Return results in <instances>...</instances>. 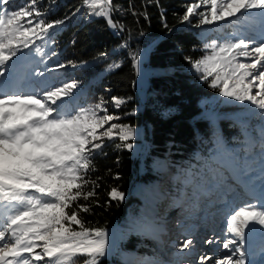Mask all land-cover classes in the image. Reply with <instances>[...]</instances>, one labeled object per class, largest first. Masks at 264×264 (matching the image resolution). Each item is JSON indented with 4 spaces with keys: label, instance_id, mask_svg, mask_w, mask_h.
Listing matches in <instances>:
<instances>
[{
    "label": "snow or ice",
    "instance_id": "6c2138e0",
    "mask_svg": "<svg viewBox=\"0 0 264 264\" xmlns=\"http://www.w3.org/2000/svg\"><path fill=\"white\" fill-rule=\"evenodd\" d=\"M13 3L0 0V264H78L80 258L82 264H101L108 255V233L86 226L81 217L91 212L93 204L101 206L96 191L101 178L92 179L90 174L97 171L95 157L103 153L107 142L119 140L118 149L132 150L135 130L109 111L104 97L79 106L76 101L83 91L79 80L49 75L87 63H50L58 53L50 46L45 51L37 43H54L55 30L69 17L47 20L50 9L41 0H25L10 8ZM153 4L167 29L160 0H144L140 11L130 4L128 11L147 20V7ZM185 7L180 23L191 24L196 17L193 26L197 28L228 19L264 22V0H192ZM84 9L89 19H104L115 34L125 31L113 19V12L120 10L114 0H81L72 15ZM128 47L126 41L118 45L121 50ZM203 49L200 59L185 56L201 80L220 96L249 105L245 112L264 120V33L260 39L212 40ZM130 55L133 68L138 69L143 54ZM107 58V52H100L93 59ZM120 66L113 61L107 70ZM110 102L119 109L127 101L112 96ZM246 139L249 149L259 143L264 163V126L259 141L250 135ZM261 173L264 184V168ZM184 183H192L191 174ZM107 195L105 206L125 199L115 187ZM252 225L264 229V203L246 204L228 216L226 231L231 238L222 241L223 256L201 254L197 261L185 264H246L248 236L257 230ZM152 231L158 234L162 229ZM204 243L221 242L208 239ZM195 245V238L189 236L177 251L190 256Z\"/></svg>",
    "mask_w": 264,
    "mask_h": 264
},
{
    "label": "trees",
    "instance_id": "16d2710c",
    "mask_svg": "<svg viewBox=\"0 0 264 264\" xmlns=\"http://www.w3.org/2000/svg\"><path fill=\"white\" fill-rule=\"evenodd\" d=\"M24 2L14 0L9 7L15 8ZM190 2L192 0H160L166 29L160 9L154 4L147 7L149 18L146 20L143 16H132L128 11L130 4L140 11L144 0H114L120 10L113 12V19L125 28L123 33L115 34L104 19H89L85 15L86 9L72 15L81 6V0H55V3L41 0L43 7L50 9L47 20L69 17L55 30L54 43L49 41L44 45L37 42L45 51L50 46L58 53L50 63L67 60L87 62L84 67L68 68L49 75L79 80L83 89L76 101L79 106H87L104 97L109 100V111L119 115L121 123L139 129L141 134L139 151L132 153L131 150L118 149L116 144L120 141L116 140L107 142L103 149L106 155H96L97 171L90 176L92 179L101 178L98 181L100 187L96 189L101 206L93 204L90 213H81L88 227L106 230L117 225L124 228L128 216L134 214L140 205L130 193L131 186L148 185L165 196V203L172 209L175 234L180 239L179 236L191 232L183 229L184 221L197 212L194 209L199 211L210 204L214 188L239 190V185L232 183L233 176L247 168H255L258 163L264 165L259 155V143L251 149L246 145L249 135L259 141L264 120L257 115L240 119L237 115L240 107L220 103L219 91L202 81L185 60V56L193 60L202 57L206 42L242 37L245 23L228 19L197 28L193 26L197 18L193 17L191 24H181L180 18ZM73 40L76 41L74 45ZM125 41L129 47L119 49L118 45ZM139 49H147L145 63L150 71L146 76L142 102L137 100L133 90L135 73L130 55ZM100 52H107L108 58L93 59ZM113 61H118L121 66L108 71L107 66ZM112 96L122 97L127 102L116 109L110 102ZM247 154H251L248 160L245 159ZM255 156L257 161L252 163ZM189 174L192 183L186 185L184 181ZM116 176L119 179H115ZM211 177L216 183L207 185ZM112 187L123 192L125 199L122 202L111 201L105 206L107 193ZM147 193L148 188L139 191L143 202ZM202 198H206L207 203L198 205ZM202 217L204 215L199 219ZM192 228L191 225L189 229ZM177 249L170 245L162 251L149 236L128 232L119 242L121 256L102 258L101 264H180L181 259L178 258L187 257V254L178 253ZM82 261L80 258L78 264Z\"/></svg>",
    "mask_w": 264,
    "mask_h": 264
},
{
    "label": "rangeland",
    "instance_id": "374dc122",
    "mask_svg": "<svg viewBox=\"0 0 264 264\" xmlns=\"http://www.w3.org/2000/svg\"><path fill=\"white\" fill-rule=\"evenodd\" d=\"M240 21L245 23V32L242 34L243 38H261L262 33H264V28H262V23L264 22L258 18L254 20ZM109 29L113 31L111 28ZM138 51H140L143 55L138 69H134L135 79L133 82V90L137 100L142 102L145 97V87L147 84L146 76L150 73V71L145 63L147 49H139ZM214 100L215 99H213V101ZM219 101L220 103L239 106L241 110L237 112V115L240 117V119L246 120L247 117L251 116V114L245 112V110L250 107L247 104L241 105L220 95ZM208 104L210 105V101ZM140 138V130L137 129L135 130L133 139L131 141L133 144V148L131 150L132 153L139 151V149L142 147ZM246 145H248V143H246ZM248 150L249 149H247L245 152H248ZM250 155L247 154L245 159L248 160ZM256 161L257 157L255 156L252 163H255ZM262 168H264V165L258 163L255 168H247L242 173L233 176L232 179L234 182L232 183L238 184L239 186H237V188L239 190H234L231 187H227L223 190L217 187L214 188L213 192L215 193L210 194L212 197V201L208 202L210 204L206 208H201L199 211L194 209V211L197 212L190 214L189 218L184 221L183 229H188L191 232L184 236H179L180 239L177 237V234H175V229L171 218L172 209L168 208L167 204L165 203V196L161 193V191H156L152 186L133 184L130 188V193L137 198L140 205L134 214L128 216V222L124 228L113 225L109 229H106L108 233L109 248L108 255L104 258L111 257L113 255V257L116 259L117 256H121L119 242L123 240L128 232L140 233L149 236L156 246L162 251H166L170 245L179 247V243L182 242L186 237H194L196 240L195 251L190 256L186 255L187 257L178 258L181 259L179 260L180 264H185L186 261H197L201 254H209L215 257L223 256L226 250L222 247V241L226 238H231L230 234H228L226 231L228 216L246 204L255 203L259 205L260 203H264V199H262V197H264V192H262V189H264V184L261 182ZM214 180L215 178L211 177L210 180L207 181V185L216 183ZM146 188H148L149 193L146 194V201L143 202L139 195V191ZM216 189L219 190L216 191ZM205 199L206 198H202L201 201L198 200V205L207 203V200ZM153 205L156 208H154ZM203 206L205 205H202L201 207ZM202 215H204V217L199 219V217ZM191 225L193 228L189 229ZM153 227H159L162 229V231L156 234L152 231ZM251 227H254V225ZM208 239L220 241L221 243H213L210 245L204 243V241ZM173 240L176 243H171ZM246 248L248 251L246 264H264L262 261L264 260V233H257V231L250 233ZM256 250L259 251L258 254L256 253V256L249 255L250 253H254ZM260 258L262 259L260 260Z\"/></svg>",
    "mask_w": 264,
    "mask_h": 264
},
{
    "label": "bare ground",
    "instance_id": "6f19581e",
    "mask_svg": "<svg viewBox=\"0 0 264 264\" xmlns=\"http://www.w3.org/2000/svg\"><path fill=\"white\" fill-rule=\"evenodd\" d=\"M155 193V192H154ZM156 194V193H155ZM157 195V194H156ZM258 250H256L254 253H250L249 255H251V256H256L257 254H258ZM257 253V254H256ZM262 258H260V260H261ZM264 259V258H263ZM263 262H264V260H262ZM262 261H261V263H262ZM260 262V261H259ZM259 264V263H258Z\"/></svg>",
    "mask_w": 264,
    "mask_h": 264
},
{
    "label": "water",
    "instance_id": "95a60500",
    "mask_svg": "<svg viewBox=\"0 0 264 264\" xmlns=\"http://www.w3.org/2000/svg\"><path fill=\"white\" fill-rule=\"evenodd\" d=\"M254 227L257 229V233L260 232V233H264V230L260 229L258 225H254Z\"/></svg>",
    "mask_w": 264,
    "mask_h": 264
}]
</instances>
